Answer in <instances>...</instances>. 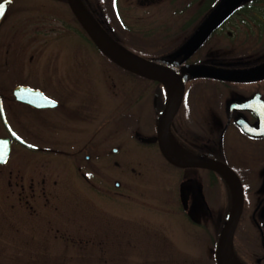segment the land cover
<instances>
[{
	"label": "flooded vegetation",
	"instance_id": "af4514ba",
	"mask_svg": "<svg viewBox=\"0 0 264 264\" xmlns=\"http://www.w3.org/2000/svg\"><path fill=\"white\" fill-rule=\"evenodd\" d=\"M222 1L96 0L97 6L82 0L113 40L165 67L183 86L172 139L190 159L216 160L237 174L243 210L233 240L235 257L240 264H264V0H241L215 18ZM206 67L251 73L232 80L198 74ZM51 69L57 81L41 77ZM19 87L38 95L21 99ZM146 87L152 88L147 100ZM170 103L161 81L119 66L98 47L68 0L8 1L0 17V137H10L11 145L0 162V211L10 209L14 227H20L40 212L59 213L56 201L63 188L111 196L114 187H125L119 180L113 185L114 175L139 178L145 172L139 148H158L160 156L148 157H161L185 173L180 181H196L207 217L211 208L227 210L212 241V264H217L233 190L213 170L181 168L163 156L159 126ZM146 106L153 112L149 135ZM194 200L173 198L171 209L180 204L195 222ZM51 237L71 241L60 233ZM85 238L92 241L94 235Z\"/></svg>",
	"mask_w": 264,
	"mask_h": 264
},
{
	"label": "rangeland",
	"instance_id": "374dc122",
	"mask_svg": "<svg viewBox=\"0 0 264 264\" xmlns=\"http://www.w3.org/2000/svg\"><path fill=\"white\" fill-rule=\"evenodd\" d=\"M40 75L57 81L55 69L44 70ZM146 90L147 100L152 88ZM152 120V109L146 106V135ZM101 137L99 133L98 141ZM144 148L139 150L145 156V172L139 178L132 173L125 178L114 175L113 185L119 180L125 187H114L111 196L63 188L56 201L59 213L40 212L20 227H14L10 209L1 210L0 264H212V241L227 210L211 208L207 217L196 181L183 180L185 177L180 181L185 173L161 157H148L160 156L158 148ZM139 150L131 152L126 148L130 154ZM216 184V190H220L222 183L218 178ZM181 197L195 199L196 209L191 211L192 216L198 217L195 222L188 219L187 212L180 211V204L179 210L171 209L172 199ZM203 221L207 226H201ZM57 227L60 231H56ZM55 233H60L61 239L66 235L71 241L54 240L51 236ZM89 235H94L92 241H86ZM96 236L99 240L94 241Z\"/></svg>",
	"mask_w": 264,
	"mask_h": 264
},
{
	"label": "water",
	"instance_id": "95a60500",
	"mask_svg": "<svg viewBox=\"0 0 264 264\" xmlns=\"http://www.w3.org/2000/svg\"><path fill=\"white\" fill-rule=\"evenodd\" d=\"M10 0H5L0 5L3 14L7 9V3ZM241 0H223L220 7L217 9L215 18L218 16L227 15L231 10L239 5ZM70 8L81 22L83 28L87 31L90 37L98 45V47L119 66L144 76L150 80L161 81L170 92L171 103L162 115L161 124L159 126V146L163 156L173 165L181 168L200 167L215 171L223 176L234 194V204L230 213V216L223 226L221 234L219 236L218 247L216 252L217 264H227L226 258L230 257L236 264H240L235 257L233 240L235 232L241 217L243 210V188L237 174L226 164L209 158L190 159L188 156L185 158L177 157L167 144V137L171 135V123L175 115L177 114L184 94L183 86H177L176 77L173 78L170 71L155 62L143 59L133 52L127 50L123 46L119 45L113 38L99 25V23L93 18L90 12L85 7L82 0H68ZM0 14V17L3 15ZM205 71H200L198 74H205L222 79H237L239 75L246 76L251 72H230L212 67H206ZM205 72V73H204ZM32 89L28 87H19L16 89V94L21 99L33 100L37 91L32 93ZM45 99V96H39ZM38 105H42L39 103ZM10 137H0V162H4L7 156L10 154ZM185 153V152H184ZM186 154V153H185Z\"/></svg>",
	"mask_w": 264,
	"mask_h": 264
},
{
	"label": "bare ground",
	"instance_id": "6f19581e",
	"mask_svg": "<svg viewBox=\"0 0 264 264\" xmlns=\"http://www.w3.org/2000/svg\"><path fill=\"white\" fill-rule=\"evenodd\" d=\"M170 74L174 76L171 72ZM173 78H175V76ZM167 144H168V147H170L171 151L174 154H176L177 157H180V158L186 157V154L176 145V143L173 141L171 136L169 138L167 137ZM226 260H227V264H236L234 260L230 257L226 258Z\"/></svg>",
	"mask_w": 264,
	"mask_h": 264
},
{
	"label": "snow or ice",
	"instance_id": "6c2138e0",
	"mask_svg": "<svg viewBox=\"0 0 264 264\" xmlns=\"http://www.w3.org/2000/svg\"><path fill=\"white\" fill-rule=\"evenodd\" d=\"M0 14H3V11H2V9H0Z\"/></svg>",
	"mask_w": 264,
	"mask_h": 264
}]
</instances>
